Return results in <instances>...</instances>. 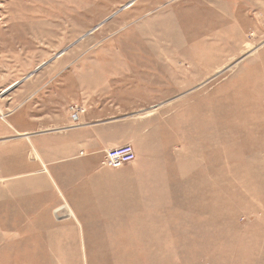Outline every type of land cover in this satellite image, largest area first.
I'll list each match as a JSON object with an SVG mask.
<instances>
[{"label":"rangeland","instance_id":"obj_1","mask_svg":"<svg viewBox=\"0 0 264 264\" xmlns=\"http://www.w3.org/2000/svg\"><path fill=\"white\" fill-rule=\"evenodd\" d=\"M101 107L136 160L43 158L52 196L15 131ZM0 264H264V0H0Z\"/></svg>","mask_w":264,"mask_h":264},{"label":"crops","instance_id":"obj_2","mask_svg":"<svg viewBox=\"0 0 264 264\" xmlns=\"http://www.w3.org/2000/svg\"><path fill=\"white\" fill-rule=\"evenodd\" d=\"M83 122V126L73 127L64 123V125L58 128V125H61L63 122L62 120H56V122L51 125L42 124L41 127H39V129L41 128L40 130L42 131L37 134H31L33 131L31 128L15 131L16 134H21L20 136H28V139H26L24 142H20L18 145H24V151L26 152L34 151L37 154L39 160L42 162V166L44 167V170L41 171H46L47 173V175L43 177L45 181L44 184L47 185L45 190L49 192H51V188L56 190V194L52 193V196H57V192L62 194L60 187L58 186L60 185L62 187L65 182H60L62 179L59 180V178L56 177L53 166L51 165L53 162L43 158H48L50 156H54L55 154H59V158L57 159L59 161L72 160L73 158L79 159L81 152L92 154L94 157L95 155H101L102 157H105L106 151L130 143V130L132 131L136 125L135 123L127 120L125 116H122L120 112H114L112 110L110 111L109 108L106 107H101L96 111H94V109H90L88 116L83 120ZM55 129L63 130L62 133L59 132L56 135L66 137V139L62 141H53L40 138L44 135H55L53 134ZM72 131L78 132L76 135L72 134L74 136L70 137ZM49 141H51V144H49ZM29 158L30 160L26 159L25 155L23 157L21 156L18 159V163H16V160L14 161L9 158L8 169L18 172V174L14 173L15 176H26L28 173L31 175L33 168L34 170L39 171V166L35 163V160L31 155ZM14 159H16L15 156ZM55 163H58V161ZM90 168L104 170L102 169L103 167L97 166L96 163L91 165ZM40 175L42 176V174ZM70 179L76 181L73 183L76 187L73 189L72 196L85 198L87 191H90V188H88L89 185L92 186L93 184H86V182L83 183L82 181L80 182L76 178ZM34 182L35 180L33 182H29L31 189H34L32 187L36 185ZM54 198L56 199L57 197ZM49 206L54 208L55 205L49 203ZM87 206L88 205L84 202L82 205L79 203L77 205L74 204L73 208L79 209ZM31 209L34 212L31 213V223L36 226L42 225L43 216L40 213H36L39 209H42V206L32 205ZM37 229L38 230L34 229L33 231H42V229Z\"/></svg>","mask_w":264,"mask_h":264},{"label":"built area","instance_id":"obj_3","mask_svg":"<svg viewBox=\"0 0 264 264\" xmlns=\"http://www.w3.org/2000/svg\"><path fill=\"white\" fill-rule=\"evenodd\" d=\"M74 120L79 122L82 113L86 112L84 109H73ZM136 160V152L131 144H126L106 151L104 165L111 168H121L125 165L131 164Z\"/></svg>","mask_w":264,"mask_h":264}]
</instances>
